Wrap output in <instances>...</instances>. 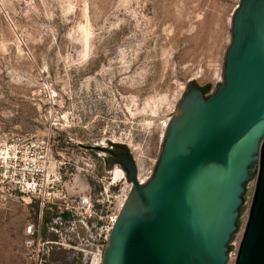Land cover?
<instances>
[{
    "label": "rangeland",
    "instance_id": "obj_1",
    "mask_svg": "<svg viewBox=\"0 0 264 264\" xmlns=\"http://www.w3.org/2000/svg\"><path fill=\"white\" fill-rule=\"evenodd\" d=\"M238 4L0 0V128L46 136L58 121L54 152L65 146L73 153V167L64 176L68 192L89 195L111 179L120 195L129 184L126 174L115 179L120 166L95 148L109 147L107 141L124 145L137 176H151L163 140L160 119L173 115L189 83L209 86L206 97L221 83ZM253 187L254 181L231 241L234 260ZM62 213L41 212L35 203L0 195V264H35L22 247L30 223H40L45 242L36 264H83L73 248L90 250L87 259L92 260L95 231Z\"/></svg>",
    "mask_w": 264,
    "mask_h": 264
},
{
    "label": "water",
    "instance_id": "obj_2",
    "mask_svg": "<svg viewBox=\"0 0 264 264\" xmlns=\"http://www.w3.org/2000/svg\"><path fill=\"white\" fill-rule=\"evenodd\" d=\"M230 36L221 83L187 85L148 180L115 158L131 186L100 264H228L252 181L235 264H264V0H239Z\"/></svg>",
    "mask_w": 264,
    "mask_h": 264
},
{
    "label": "built area",
    "instance_id": "obj_3",
    "mask_svg": "<svg viewBox=\"0 0 264 264\" xmlns=\"http://www.w3.org/2000/svg\"><path fill=\"white\" fill-rule=\"evenodd\" d=\"M52 97H56L54 93ZM171 117L168 115L160 119L158 126L162 134ZM58 126L61 127L58 121L51 123L52 132L46 136L0 128V195L16 196L26 205L35 203L41 212L61 210L62 215L69 214L81 224L90 226L95 231L97 254L88 264H100L103 247L131 185L127 184V189L117 195L116 183L110 179L98 192L85 196L71 195L64 176L65 170L73 167L70 159L73 153H68V148L64 146L60 148V153L55 154L57 146L54 139L59 132ZM137 180L140 184L147 181H140L138 176ZM23 234L25 256L36 264L43 255L45 245L40 223L27 224Z\"/></svg>",
    "mask_w": 264,
    "mask_h": 264
},
{
    "label": "flooded vegetation",
    "instance_id": "obj_4",
    "mask_svg": "<svg viewBox=\"0 0 264 264\" xmlns=\"http://www.w3.org/2000/svg\"><path fill=\"white\" fill-rule=\"evenodd\" d=\"M102 151H103L104 155L108 157V161L110 162V164L120 166L122 171L120 169L119 170L121 171L122 174L123 173L126 174L124 167L121 164L117 163L115 158L121 157L124 155H129L130 158L134 161L132 154L128 151V149L125 146H118L117 144L110 145L109 147L102 149ZM134 163H135V161H134ZM135 166H136V170H137L136 163H135ZM246 192H248V191L246 190Z\"/></svg>",
    "mask_w": 264,
    "mask_h": 264
},
{
    "label": "trees",
    "instance_id": "obj_5",
    "mask_svg": "<svg viewBox=\"0 0 264 264\" xmlns=\"http://www.w3.org/2000/svg\"><path fill=\"white\" fill-rule=\"evenodd\" d=\"M195 85V84H194ZM197 86V85H196ZM198 87V86H197ZM201 90H202V92H203V94L206 96V94L208 93V91H209V86H205V87H199ZM56 137H55V139H54V142H55V144H56V146H59V138L57 137L58 135L56 134L55 135ZM243 206H244V204H243ZM243 206L240 208V210H239V220H238V222L236 223V225H237V230H238V228H239V225H240V216H241V213H242V210H243ZM230 247H229V252H230Z\"/></svg>",
    "mask_w": 264,
    "mask_h": 264
},
{
    "label": "bare ground",
    "instance_id": "obj_6",
    "mask_svg": "<svg viewBox=\"0 0 264 264\" xmlns=\"http://www.w3.org/2000/svg\"><path fill=\"white\" fill-rule=\"evenodd\" d=\"M54 93V92H53ZM54 95H55V93H54ZM153 105V107H151V111H152V113H155V108L157 107V104L156 103H153L152 104ZM147 106H149V105H147ZM162 137H163V134H162ZM121 171H119V170H117V171H115V173H114V177H115V179H118L121 175ZM138 178H139V180L140 181H144L145 179L143 178V180H142V178L138 175ZM242 235V234H241ZM240 239H241V237H240ZM240 239H239V241H240ZM237 252V251H236ZM236 257V256H235ZM230 259H231V257H230ZM95 261V260H94ZM230 262H229V264H235V260L234 259H231V260H229Z\"/></svg>",
    "mask_w": 264,
    "mask_h": 264
},
{
    "label": "crops",
    "instance_id": "obj_7",
    "mask_svg": "<svg viewBox=\"0 0 264 264\" xmlns=\"http://www.w3.org/2000/svg\"><path fill=\"white\" fill-rule=\"evenodd\" d=\"M65 218H69L70 215L69 214H64ZM76 252H79L81 255H82V258L84 260V263L83 264H88V260L87 259V256L90 255V250L87 251L85 249H76V248H73Z\"/></svg>",
    "mask_w": 264,
    "mask_h": 264
}]
</instances>
